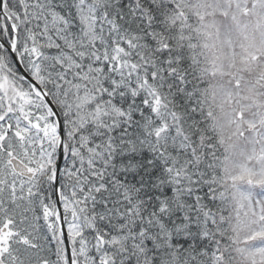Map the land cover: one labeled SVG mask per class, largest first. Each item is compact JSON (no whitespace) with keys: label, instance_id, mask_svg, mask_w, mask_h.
<instances>
[{"label":"snow or ice","instance_id":"obj_1","mask_svg":"<svg viewBox=\"0 0 264 264\" xmlns=\"http://www.w3.org/2000/svg\"><path fill=\"white\" fill-rule=\"evenodd\" d=\"M0 264H264V0H0Z\"/></svg>","mask_w":264,"mask_h":264}]
</instances>
